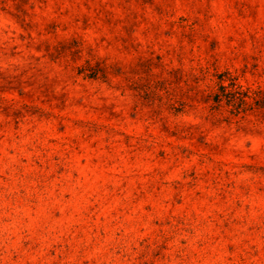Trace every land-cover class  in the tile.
<instances>
[{
	"label": "rangeland",
	"instance_id": "obj_1",
	"mask_svg": "<svg viewBox=\"0 0 264 264\" xmlns=\"http://www.w3.org/2000/svg\"><path fill=\"white\" fill-rule=\"evenodd\" d=\"M0 264H264V0H0Z\"/></svg>",
	"mask_w": 264,
	"mask_h": 264
}]
</instances>
